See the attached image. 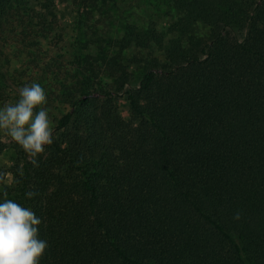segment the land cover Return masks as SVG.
<instances>
[{
  "label": "trees",
  "instance_id": "trees-1",
  "mask_svg": "<svg viewBox=\"0 0 264 264\" xmlns=\"http://www.w3.org/2000/svg\"><path fill=\"white\" fill-rule=\"evenodd\" d=\"M66 1L0 0L21 60L0 65V107L35 82L51 115L38 166L0 142V198L41 218L39 264H264V0H167L165 43L104 38L98 0L71 20Z\"/></svg>",
  "mask_w": 264,
  "mask_h": 264
},
{
  "label": "clouds",
  "instance_id": "clouds-1",
  "mask_svg": "<svg viewBox=\"0 0 264 264\" xmlns=\"http://www.w3.org/2000/svg\"><path fill=\"white\" fill-rule=\"evenodd\" d=\"M18 94L16 103L0 107V130H5L38 166L36 157L53 143L50 119L43 107L46 93L33 82L21 87ZM25 195L30 199L35 193ZM41 223L31 208L0 198V264H39L48 247L47 241L39 238Z\"/></svg>",
  "mask_w": 264,
  "mask_h": 264
},
{
  "label": "rangeland",
  "instance_id": "rangeland-1",
  "mask_svg": "<svg viewBox=\"0 0 264 264\" xmlns=\"http://www.w3.org/2000/svg\"><path fill=\"white\" fill-rule=\"evenodd\" d=\"M71 3L72 0H68L61 6V11L65 15L64 17L68 20L73 18L74 13L72 12L76 10L75 6ZM171 15L172 10L167 0H98L97 11L93 15V19L90 21L86 20V22L95 24L94 26L97 31L100 30L104 32V38L121 37L127 25L154 28L159 33L164 34L163 43H165V33L173 18ZM199 32H205V28H200ZM90 41L92 40L89 39V42L87 41L86 43H90ZM91 48L92 46L89 47V51H92ZM12 50L15 51L16 49L14 48ZM155 53L158 54L159 51H156ZM6 59H8L10 63H16L17 65H19L21 61L20 55L17 52L6 54L0 46V65H2ZM0 69V78L2 76H7L3 68ZM115 103L121 116L127 118L129 112L125 97H117ZM48 116L49 119H51L49 113ZM0 142L7 146L12 142V138L5 130H0ZM0 165H3L4 167L9 165L8 156H6L5 153L0 154ZM5 182L7 185L11 184L12 178L10 174L6 175Z\"/></svg>",
  "mask_w": 264,
  "mask_h": 264
}]
</instances>
